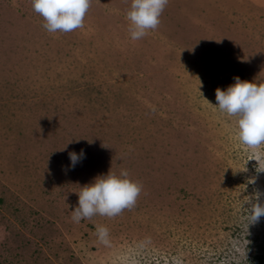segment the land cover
<instances>
[{
  "label": "rangeland",
  "instance_id": "rangeland-1",
  "mask_svg": "<svg viewBox=\"0 0 264 264\" xmlns=\"http://www.w3.org/2000/svg\"><path fill=\"white\" fill-rule=\"evenodd\" d=\"M130 4L91 0L50 33L32 0H0V264H264V162L214 107L233 77L264 82V0H168L138 40ZM109 169L139 182L135 206L73 222Z\"/></svg>",
  "mask_w": 264,
  "mask_h": 264
},
{
  "label": "clouds",
  "instance_id": "clouds-1",
  "mask_svg": "<svg viewBox=\"0 0 264 264\" xmlns=\"http://www.w3.org/2000/svg\"><path fill=\"white\" fill-rule=\"evenodd\" d=\"M168 0H131L127 19L132 40L147 35L160 23V16ZM91 0H32L33 10L45 21L43 27L50 33L72 32L84 26V18ZM234 83L225 90H215L216 105L221 113L236 118V138L248 149H256L254 156L258 163L264 162V82L241 80L233 77ZM206 100V99H205ZM207 101V100H206ZM211 104L209 101H207ZM212 105V104H211ZM213 106V105H212ZM84 152H69L70 166L74 167L83 158ZM244 171H247L245 168ZM264 172V171H261ZM254 182V181H251ZM141 192V185L130 179L129 172L119 173L109 169L106 174L96 176L91 183L80 187L78 202L72 208L71 219L79 223L94 215L113 218L124 209L135 206ZM264 192L254 191L247 201L248 225L256 224L264 217ZM248 227V226H247ZM100 243H109V229L96 227Z\"/></svg>",
  "mask_w": 264,
  "mask_h": 264
},
{
  "label": "trees",
  "instance_id": "trees-1",
  "mask_svg": "<svg viewBox=\"0 0 264 264\" xmlns=\"http://www.w3.org/2000/svg\"><path fill=\"white\" fill-rule=\"evenodd\" d=\"M260 260V262L262 261V258H258Z\"/></svg>",
  "mask_w": 264,
  "mask_h": 264
}]
</instances>
